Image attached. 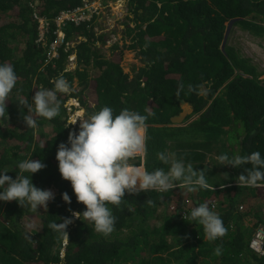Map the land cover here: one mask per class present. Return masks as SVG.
<instances>
[{"label": "trees", "instance_id": "obj_1", "mask_svg": "<svg viewBox=\"0 0 264 264\" xmlns=\"http://www.w3.org/2000/svg\"><path fill=\"white\" fill-rule=\"evenodd\" d=\"M84 2L0 0V63L13 66L17 74L6 102L8 117L0 120V170L15 178L19 161L40 160L46 167L33 174V183L57 189L48 208L35 212L17 201H0V264H264V257L249 248L253 231L264 224V187L239 186L237 180L251 164L234 168L217 159L257 151L264 156V71L232 44L236 27L264 36V0H127L128 12L120 22L130 44L107 46L108 35L94 30L95 15L79 25L68 22L66 42L52 56L54 19ZM35 14L50 22L43 41H38ZM125 49L136 50L143 64H132L133 75L124 71ZM71 54L75 65L68 62ZM61 74L70 91L57 94L60 114L52 120L34 117L37 127L27 128V106L17 99L31 103L38 89H52L51 81ZM70 98L77 99L85 117L104 106L114 114L151 112L145 127L146 169L166 170L156 155L165 151L196 170L206 169L211 187L196 194L187 189L183 197L181 188L126 192L119 206L108 205L116 217L109 236L75 219L65 241L49 224L70 217L69 208L86 207L77 203L56 160L59 144L77 131L74 125L65 127ZM185 104L186 116L173 121ZM64 192L71 196L70 205L62 199ZM245 192L260 200L239 211ZM188 196L195 207L207 203L221 217L224 237L208 241L201 225L184 219L192 209L186 207ZM218 245L222 254L216 256Z\"/></svg>", "mask_w": 264, "mask_h": 264}, {"label": "clouds", "instance_id": "obj_2", "mask_svg": "<svg viewBox=\"0 0 264 264\" xmlns=\"http://www.w3.org/2000/svg\"><path fill=\"white\" fill-rule=\"evenodd\" d=\"M58 52L56 51V55ZM72 56L74 60H71ZM75 56L71 54L68 62L74 64ZM51 83L53 88L38 89L31 97V103L17 99L21 105L27 106V114L23 117L27 128L37 127V120L34 117L52 120L60 114L61 104L58 102L57 94L69 93V84L62 74ZM16 85L17 74L13 66L0 63V120L8 117L6 102ZM68 102L71 104L68 105ZM67 105L70 118L66 121L65 127L74 125L77 131H70L67 141L59 144L56 160L62 179L71 183L77 203H82L86 207L83 211H72L69 208L70 217L62 218L60 223L49 224L48 227L61 233L65 241L69 239L66 229L75 219L91 224L96 233L109 236L114 231L116 217L108 205L119 206L126 192L164 193L174 188L198 192L211 187L207 181L206 169L196 170L191 163L185 164L183 159H177L165 151H160L156 155L161 164L168 166L166 170L163 167L151 172L146 169L144 130L148 117L152 115L151 112L142 115L136 111L123 109L119 114H114L112 108L104 106L85 117V110L77 99L70 98ZM186 106L188 107L187 104L183 105ZM76 112L79 116L72 120L71 117ZM40 147L44 149L45 143ZM217 159L220 164L231 165L234 168L251 164L250 169H245L246 174L237 180L239 186L264 187V156L259 151L248 156L234 155L231 158L220 155ZM45 167L42 161L31 158L17 163L15 178L9 176L8 171L0 170V201H17L19 205L28 207L33 212L40 210L41 207L47 209L48 202L54 199V193L49 189L37 187L32 180L33 174ZM220 187L223 188L225 185L221 184ZM250 194L245 192L241 197L240 200H245L241 201L243 203L239 211L250 208L247 201ZM62 199L69 205L72 202L67 192L62 194ZM184 219L201 225L208 241H215L226 235L227 229L223 220L207 203L192 208L187 216L184 214ZM214 254L216 256L222 254L221 246L218 245L214 249Z\"/></svg>", "mask_w": 264, "mask_h": 264}, {"label": "rangeland", "instance_id": "obj_3", "mask_svg": "<svg viewBox=\"0 0 264 264\" xmlns=\"http://www.w3.org/2000/svg\"><path fill=\"white\" fill-rule=\"evenodd\" d=\"M38 3V2H37ZM104 7L102 11L97 16L95 21L94 30L97 31L99 34L108 35L109 40L107 41V46L113 44L114 42H119L122 44H130L131 40L130 37L123 36L125 35L124 27L122 26V22L124 17L127 14V0H103L102 2ZM123 20L120 22V20ZM236 31L234 33V38L232 39L233 45H235L239 50L240 53L246 57H250L252 59V63L257 66V70L259 72L264 71V36L263 37H256L248 32L241 30L240 28L236 27ZM229 30V29H228ZM109 45V46H110ZM107 46H103L104 51L107 50ZM106 53H110L108 50L105 51ZM123 65L124 71L126 73H131L133 75L135 72L132 68V64L137 63V67L143 66L142 62L140 61V56H138V52L133 49H125L123 54ZM264 78V75L261 77ZM71 104L68 102V105ZM79 113H74L72 115V120L78 118ZM145 134V130H144ZM233 141L235 139L233 138ZM202 150V149H201ZM216 156L213 152H210L207 158V161H211ZM215 159V158H214ZM210 163V162H209ZM54 193V197L57 193V190L54 188H49ZM188 200L186 207L194 208L195 206L192 204L190 197L188 196ZM259 198L249 196L247 201L250 205L248 207H255L256 204L259 202ZM264 211V207H263ZM249 224V221L247 220ZM252 225V223H251Z\"/></svg>", "mask_w": 264, "mask_h": 264}, {"label": "built area", "instance_id": "obj_4", "mask_svg": "<svg viewBox=\"0 0 264 264\" xmlns=\"http://www.w3.org/2000/svg\"><path fill=\"white\" fill-rule=\"evenodd\" d=\"M85 2L77 7L62 11L56 18L54 22L56 23V39L51 45L52 56L56 55V51L60 44L66 41V35L64 29L67 23L72 22L75 25H79L82 22L90 21L95 15H99L104 7L102 3L103 0H84ZM39 22V39L38 41H43L46 32H48L50 27V22L48 18L40 16L38 14L34 15ZM74 60V56L71 57ZM249 247L258 256L264 257V225L257 227L253 233L250 240Z\"/></svg>", "mask_w": 264, "mask_h": 264}, {"label": "water", "instance_id": "obj_5", "mask_svg": "<svg viewBox=\"0 0 264 264\" xmlns=\"http://www.w3.org/2000/svg\"><path fill=\"white\" fill-rule=\"evenodd\" d=\"M231 23H232V22H231ZM186 107H187V106H186ZM186 107H185V109H184V112H182V113L180 114L179 117L174 118L173 121H175V122H179V121H181V120L186 116L187 111L189 110V109L186 108ZM185 111H186V112H185ZM185 190H186V188H182V197L184 196ZM195 194H196V192H195Z\"/></svg>", "mask_w": 264, "mask_h": 264}]
</instances>
